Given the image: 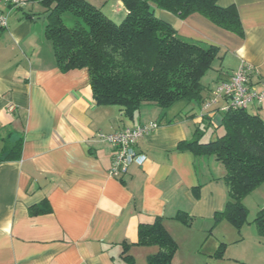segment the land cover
Segmentation results:
<instances>
[{"label":"crops","instance_id":"0c3cea01","mask_svg":"<svg viewBox=\"0 0 264 264\" xmlns=\"http://www.w3.org/2000/svg\"><path fill=\"white\" fill-rule=\"evenodd\" d=\"M88 1L116 22L128 12L121 0ZM218 3L237 8L243 35L198 13L184 19L159 8L155 13L182 36L220 46L203 79L208 94L242 64L252 67L261 89L264 0ZM1 9L8 21L6 27L0 23V264H128L125 255L146 264L158 247L138 244L139 226L157 216L178 243L174 264H260L255 232L248 241L246 224L239 231L226 219L215 221L228 199L225 165L215 155L178 149L204 127L205 116L215 125L208 129L220 124L225 101L209 109L182 101L162 116L150 103L130 118L118 105L97 104L87 68L60 69L46 20L5 3ZM191 108L196 115L186 116ZM249 109L264 120V108ZM152 120L159 127L138 143L146 162L112 177L115 149L98 133ZM213 138L211 133L204 141ZM37 207L45 211L33 212ZM182 212L189 223L176 218ZM222 243L226 250L217 257Z\"/></svg>","mask_w":264,"mask_h":264},{"label":"trees","instance_id":"16d2710c","mask_svg":"<svg viewBox=\"0 0 264 264\" xmlns=\"http://www.w3.org/2000/svg\"><path fill=\"white\" fill-rule=\"evenodd\" d=\"M26 1L30 6L27 3L18 9L24 10L28 18L51 12L45 34L53 43L60 69L87 68L97 104L118 105L130 118L150 103L161 109V116L182 101L197 103L203 109L216 87L208 94L209 87L203 79L213 69L220 46L185 38L157 16L156 8L181 19L198 13L220 27L244 34L237 8L220 6L218 0H121L128 11L121 22L88 0ZM35 4L40 7L38 10L34 9ZM67 16L72 20L71 26L65 23ZM193 110L185 115H196ZM219 110L221 122L215 128L222 129L221 134L216 135L213 130L214 138L203 140L206 129L214 125L204 115V127L199 125L195 137L181 142L178 149L215 155L225 165L228 199L224 209L216 212L215 221L226 219L239 231L245 224L254 223L264 240V207L249 220L244 204L246 195L264 183V120L248 109ZM43 211L37 207L33 212ZM176 218L190 222L183 212ZM138 244L158 247L146 264H174L178 243L162 217L140 223ZM224 251L222 243L216 256L223 257ZM125 259L128 264L135 262L132 255H125Z\"/></svg>","mask_w":264,"mask_h":264},{"label":"built area","instance_id":"2783aa9c","mask_svg":"<svg viewBox=\"0 0 264 264\" xmlns=\"http://www.w3.org/2000/svg\"><path fill=\"white\" fill-rule=\"evenodd\" d=\"M5 3L11 9H18L27 5L26 0H0V23L7 26L8 14L1 9ZM253 69L242 64L235 70L230 79L219 82L213 90L212 96L206 100L203 109L219 105L222 111L228 109H248L257 105L264 108V85L259 89L252 80ZM13 108V107H12ZM157 120H152L136 126H127L121 130L98 133L102 141L113 145L114 154L109 173L112 177L122 176L127 173L132 164L142 165L147 160V155L138 148L139 140L159 127Z\"/></svg>","mask_w":264,"mask_h":264},{"label":"rangeland","instance_id":"374dc122","mask_svg":"<svg viewBox=\"0 0 264 264\" xmlns=\"http://www.w3.org/2000/svg\"><path fill=\"white\" fill-rule=\"evenodd\" d=\"M36 6H38V5H36ZM26 9H28V8L26 7ZM65 23L68 26H71L73 24L72 23V20H70L68 18V16L65 18ZM185 38H187L189 40L192 39V38H188V37H185ZM251 109H249L248 111H250ZM213 130H216V135L222 133V129H216L215 127L210 128V129H208V133L206 135L207 137H205L204 140H207L208 136L212 133ZM244 204L248 208V219L249 220H253V218L256 216L257 212L261 208H263L261 206L264 205V189L257 190V188H256L252 192L248 193L246 195V197L244 198ZM250 226H251V228H248ZM252 232H255L256 233L258 245H260L261 249H263V251H264V243L263 242H261V243L259 242V239H258L259 238V235H258V230H257L256 225L254 223H251V224L247 223L246 226L244 227V229L242 230V234L244 236H246V238H247L248 241H251V238H252L251 234H252ZM263 251H262L263 254H261V257H260V259L258 261V262H260V264H264V252Z\"/></svg>","mask_w":264,"mask_h":264},{"label":"water","instance_id":"95a60500","mask_svg":"<svg viewBox=\"0 0 264 264\" xmlns=\"http://www.w3.org/2000/svg\"><path fill=\"white\" fill-rule=\"evenodd\" d=\"M50 14H51V12H48V13H45L44 15L34 17V20L35 21H45L50 16Z\"/></svg>","mask_w":264,"mask_h":264}]
</instances>
